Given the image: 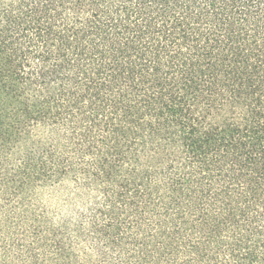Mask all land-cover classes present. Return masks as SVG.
Listing matches in <instances>:
<instances>
[{"label":"trees","instance_id":"1","mask_svg":"<svg viewBox=\"0 0 264 264\" xmlns=\"http://www.w3.org/2000/svg\"><path fill=\"white\" fill-rule=\"evenodd\" d=\"M0 264H264V0H0Z\"/></svg>","mask_w":264,"mask_h":264}]
</instances>
